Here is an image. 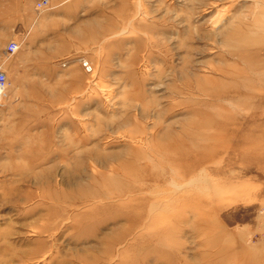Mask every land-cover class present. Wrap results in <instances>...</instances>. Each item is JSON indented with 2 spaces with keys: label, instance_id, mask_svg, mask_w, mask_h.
Wrapping results in <instances>:
<instances>
[{
  "label": "rangeland",
  "instance_id": "obj_1",
  "mask_svg": "<svg viewBox=\"0 0 264 264\" xmlns=\"http://www.w3.org/2000/svg\"><path fill=\"white\" fill-rule=\"evenodd\" d=\"M37 1L0 0L52 48L2 95L0 264H264V0Z\"/></svg>",
  "mask_w": 264,
  "mask_h": 264
},
{
  "label": "crops",
  "instance_id": "obj_2",
  "mask_svg": "<svg viewBox=\"0 0 264 264\" xmlns=\"http://www.w3.org/2000/svg\"><path fill=\"white\" fill-rule=\"evenodd\" d=\"M31 18L21 19L16 22L17 32L7 35L0 47V66L5 72L6 76L15 72L17 75H23L24 72H33L37 69V66L41 67L45 63H51L52 61V48L51 41L44 42L43 47L38 49L28 39V36L22 37V32L26 29V25L33 23ZM45 22V21H44ZM16 42L19 44L18 50L10 58H6L4 51L9 42ZM41 65V66H40ZM42 68V67H41Z\"/></svg>",
  "mask_w": 264,
  "mask_h": 264
},
{
  "label": "built area",
  "instance_id": "obj_3",
  "mask_svg": "<svg viewBox=\"0 0 264 264\" xmlns=\"http://www.w3.org/2000/svg\"><path fill=\"white\" fill-rule=\"evenodd\" d=\"M49 5V1L48 0H39L36 2L35 4V10L36 11H42L45 8H47V6ZM19 48V44H17L16 42H9L7 44V46L5 47V57L8 59L11 56H13V54H15V52L18 50ZM87 63L84 62L83 63V67L87 68ZM89 69V68H87ZM7 87V76L5 74V72L0 68V109H2L4 107V101L2 99V95L4 94V91L6 90Z\"/></svg>",
  "mask_w": 264,
  "mask_h": 264
},
{
  "label": "bare ground",
  "instance_id": "obj_4",
  "mask_svg": "<svg viewBox=\"0 0 264 264\" xmlns=\"http://www.w3.org/2000/svg\"><path fill=\"white\" fill-rule=\"evenodd\" d=\"M169 156V155H168Z\"/></svg>",
  "mask_w": 264,
  "mask_h": 264
}]
</instances>
